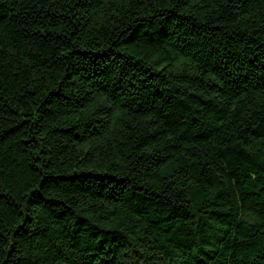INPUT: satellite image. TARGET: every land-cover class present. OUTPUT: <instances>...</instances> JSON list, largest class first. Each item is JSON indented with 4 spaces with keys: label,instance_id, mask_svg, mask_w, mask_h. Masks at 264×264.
Masks as SVG:
<instances>
[{
    "label": "trees",
    "instance_id": "1",
    "mask_svg": "<svg viewBox=\"0 0 264 264\" xmlns=\"http://www.w3.org/2000/svg\"><path fill=\"white\" fill-rule=\"evenodd\" d=\"M0 264H264V0H0Z\"/></svg>",
    "mask_w": 264,
    "mask_h": 264
}]
</instances>
